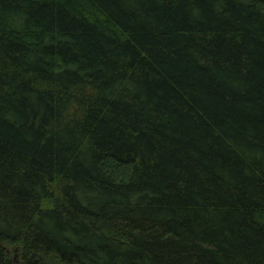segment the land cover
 Returning <instances> with one entry per match:
<instances>
[{
    "label": "trees",
    "instance_id": "obj_1",
    "mask_svg": "<svg viewBox=\"0 0 264 264\" xmlns=\"http://www.w3.org/2000/svg\"><path fill=\"white\" fill-rule=\"evenodd\" d=\"M0 264H264V0H0Z\"/></svg>",
    "mask_w": 264,
    "mask_h": 264
}]
</instances>
